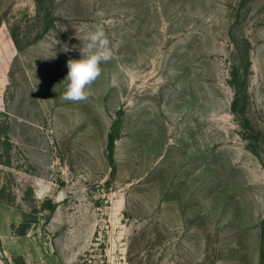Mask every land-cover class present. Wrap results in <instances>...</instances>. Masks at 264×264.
I'll list each match as a JSON object with an SVG mask.
<instances>
[{"label":"rangeland","instance_id":"374dc122","mask_svg":"<svg viewBox=\"0 0 264 264\" xmlns=\"http://www.w3.org/2000/svg\"><path fill=\"white\" fill-rule=\"evenodd\" d=\"M50 5L46 29L35 0H0V264H259L264 0ZM97 27L113 58L86 101H64ZM234 41L257 155L230 108Z\"/></svg>","mask_w":264,"mask_h":264},{"label":"trees","instance_id":"16d2710c","mask_svg":"<svg viewBox=\"0 0 264 264\" xmlns=\"http://www.w3.org/2000/svg\"><path fill=\"white\" fill-rule=\"evenodd\" d=\"M38 16H40L46 24V29L52 24V12H50L51 5L46 6V0H35ZM13 37V36H12ZM13 42L17 47L16 40L14 38ZM235 52L233 55V64L229 70V81L228 84L233 91V98L231 101V112L237 119L238 125L241 130L242 138L247 142L248 149L257 155L255 152L257 146V134L254 132L252 127H250L249 120L246 116L247 108V79L249 72V56L247 50V42H245V49L242 51L239 43L234 41ZM9 129L8 122L0 119V143L8 145V135L4 134L5 131ZM3 135V136H2ZM116 137L111 133L109 135L108 144H107V161L111 169L114 171V143ZM8 159V157H7ZM0 165L8 166V162L3 161V157L0 156ZM2 192V188H0ZM47 208L49 211H53L51 204ZM21 230L18 232L20 235L25 233L26 226L21 224ZM259 264H264V220L260 224V254H259Z\"/></svg>","mask_w":264,"mask_h":264},{"label":"clouds","instance_id":"9594fccd","mask_svg":"<svg viewBox=\"0 0 264 264\" xmlns=\"http://www.w3.org/2000/svg\"><path fill=\"white\" fill-rule=\"evenodd\" d=\"M83 40L85 43L79 49L81 58L67 61L68 71L63 80L66 83L61 98L72 103L88 99L87 89L102 75L101 65L113 58L110 40L102 27L88 32ZM62 50L69 52L73 49L64 46Z\"/></svg>","mask_w":264,"mask_h":264},{"label":"water","instance_id":"95a60500","mask_svg":"<svg viewBox=\"0 0 264 264\" xmlns=\"http://www.w3.org/2000/svg\"><path fill=\"white\" fill-rule=\"evenodd\" d=\"M116 132H117V128L114 127V128H113V134H116Z\"/></svg>","mask_w":264,"mask_h":264}]
</instances>
